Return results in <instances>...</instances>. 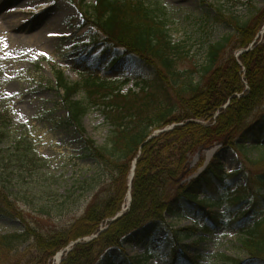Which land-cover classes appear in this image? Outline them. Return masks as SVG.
<instances>
[{
	"label": "trees",
	"instance_id": "1",
	"mask_svg": "<svg viewBox=\"0 0 264 264\" xmlns=\"http://www.w3.org/2000/svg\"><path fill=\"white\" fill-rule=\"evenodd\" d=\"M71 1L78 7L83 27L90 30L93 49L85 51L86 58L96 57L95 63L105 62V67L90 70L93 74L87 72L86 78L77 83L68 82L63 72L58 71L55 84L63 92L67 123L84 132L83 118L97 108L111 126L105 145L97 146L95 141L87 140L86 149L89 157L112 170L113 184L104 194L97 195L84 215L70 226L38 232L19 209L18 202L24 198L14 188L25 190L24 184L30 185L28 179L36 181V172L41 171L44 163L25 138L13 150L2 149L10 139V123L0 116V217L23 224L21 233L0 234V264L24 261L50 264L55 254L70 243L97 234L93 241L75 245L61 264H147L152 254L130 258L123 251L124 244L140 245L150 251L160 229L169 226L168 218H182L188 206L205 215L204 234H214L225 226L239 228V242L248 259L225 257L226 264H264V39L240 57L241 65L232 55L220 67H217L219 57L229 40L217 42L210 52V67L205 70L213 74L201 87L178 69L184 48L170 38L162 4L151 6L146 0ZM224 19L235 28L238 48L245 49L264 25V8L255 18L243 23L235 17L232 18L235 22ZM124 65L139 73L151 71L154 80L137 78L138 91L132 89L121 94L107 78L123 72ZM101 69L109 75L102 78ZM124 79L130 81L129 76ZM83 88L85 97L76 100ZM174 124L177 126L172 130L149 139L154 131ZM239 139L256 140L262 150L259 158L250 159V167L226 177L220 159L214 157L201 177L186 182L194 173L190 156L215 145L233 147ZM139 152L131 206L124 215L107 222L122 210L131 165ZM227 179H232L236 187L231 204L241 207L250 193L254 196L251 208L236 215L230 224L211 212L221 203L218 197H210V193L218 194V184ZM241 181L244 184L238 186ZM35 186L28 192H33ZM102 227L106 230L100 233ZM184 231H188L184 237H190L191 232L198 230L188 227ZM181 239L182 234L175 233L173 245L174 242L177 245L168 248L167 244L164 248L170 264H200L201 256L192 255V246L182 245ZM204 239L205 236L200 241ZM25 244L35 251L30 258H27L29 252L20 251ZM114 248L121 250L118 257L112 255Z\"/></svg>",
	"mask_w": 264,
	"mask_h": 264
},
{
	"label": "rangeland",
	"instance_id": "2",
	"mask_svg": "<svg viewBox=\"0 0 264 264\" xmlns=\"http://www.w3.org/2000/svg\"><path fill=\"white\" fill-rule=\"evenodd\" d=\"M89 2L93 0H88ZM146 2L151 6L162 4L165 8L170 38L174 44L184 48L178 69L186 77L190 76L196 83H200L201 87L206 85L213 74L211 70L205 71L210 67L212 46L225 38L229 40L220 54L217 67L232 55L237 58L238 53L243 50L238 48L235 28L224 18L232 20L235 17L237 22L243 23L255 18L264 8V0ZM0 9V116L10 122V139L4 142L2 149L13 150V146L22 138L27 139L33 146L44 166L40 172H36V181L28 179V186L23 183L25 190L14 188V192L21 193L24 198L19 200L18 207L24 213L28 224L38 232L60 230L82 217L95 197L111 189L113 184L112 170L89 157L86 149L87 140L95 141L97 146L105 145L111 126L106 122L102 111L97 108L92 109L83 118L84 132L67 123V111L61 99L63 92L55 85L58 70L63 71L70 83H77L86 78L89 68H84V61L79 57L93 47V43L89 41L90 31L87 28L81 29L82 18L77 5L71 0H0ZM6 13L18 16L13 18L12 22H7L3 17ZM17 20L24 22L19 31L10 26V23L13 25ZM263 27L264 25L260 31ZM50 33L55 35H49ZM75 46L77 47L74 48ZM92 67L101 66L91 63L90 68ZM123 70L108 77L116 85L119 84L118 88L123 94L134 87V80L137 78L154 80L151 71L143 74L126 65ZM99 73L102 78L109 75L105 70H100ZM126 76L131 77L130 81L120 83V79ZM85 92L83 88L75 97L76 100L85 97ZM157 133L156 130L153 135ZM253 144L239 140L238 146L232 149L214 146L190 156V168L194 173L186 182L190 183L191 180L201 177L215 154L223 165L226 177L240 167L247 169L250 167V159L255 160L262 154L261 148ZM242 146L245 147L241 148ZM256 171L257 169L253 170L254 173ZM33 184L36 185L35 189L28 192ZM224 184H218L220 190L216 195L221 206L214 207L211 212L221 214L224 222L230 224L234 215L251 208L254 196L250 193L238 210V206L231 204L234 198L232 196H235L236 192L233 180L227 179ZM243 184L244 181H241L238 186ZM39 186L41 188L37 189ZM205 223L202 211L188 206L182 218L168 219L169 226L160 229L150 245V251L140 245L128 244H124L123 251L127 256L139 259L152 254L153 257L147 264H170V257L164 248L167 244L168 248H171V244L172 247L176 246L175 242L173 245V236L175 233H181V244L192 246L190 252L192 255L201 256L200 264H226L225 257L239 261L248 259L239 242V228L226 226L214 234L204 235L201 229ZM188 227H195L198 231L191 232V236L187 238L184 237V229ZM22 231L19 220L0 217V234ZM204 236L205 239L200 241ZM196 243L197 245H194ZM20 251L29 252L27 258L35 254L29 244L23 245ZM119 252L121 250H114L112 255L118 257ZM25 263L26 261L23 264Z\"/></svg>",
	"mask_w": 264,
	"mask_h": 264
},
{
	"label": "bare ground",
	"instance_id": "3",
	"mask_svg": "<svg viewBox=\"0 0 264 264\" xmlns=\"http://www.w3.org/2000/svg\"><path fill=\"white\" fill-rule=\"evenodd\" d=\"M0 10H1V9H0ZM63 10H64V9H63ZM17 16H18V15L14 16V15L7 14V13L3 15L4 19H6L7 22H8L9 20L12 22L13 18L15 19ZM22 21H23V20H17V21H15V22L13 23V25L10 23V26L13 27V28H15L16 30L19 31V30L23 27L22 24H23L24 22L22 23ZM29 25H30V24H29ZM12 30H13V29H12ZM0 32H1V29H0ZM130 199H131V195L128 194L127 197H126V203H125V207H124V208L127 207L128 203H129V201H130ZM54 264H59V255L55 258V260H54Z\"/></svg>",
	"mask_w": 264,
	"mask_h": 264
},
{
	"label": "snow or ice",
	"instance_id": "4",
	"mask_svg": "<svg viewBox=\"0 0 264 264\" xmlns=\"http://www.w3.org/2000/svg\"><path fill=\"white\" fill-rule=\"evenodd\" d=\"M49 35H55V33H50ZM6 41H5V47H6ZM44 55H47L46 53H44Z\"/></svg>",
	"mask_w": 264,
	"mask_h": 264
}]
</instances>
